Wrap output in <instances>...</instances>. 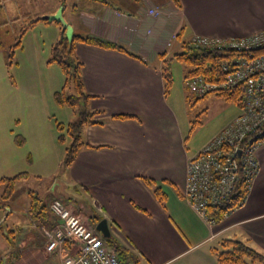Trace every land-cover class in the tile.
Returning <instances> with one entry per match:
<instances>
[{
  "label": "crops",
  "instance_id": "crops-1",
  "mask_svg": "<svg viewBox=\"0 0 264 264\" xmlns=\"http://www.w3.org/2000/svg\"><path fill=\"white\" fill-rule=\"evenodd\" d=\"M82 1V10L74 2L70 12L62 11L72 36H93L114 42L130 54L76 44L75 54L82 64L83 89L92 97L88 109L102 113L93 118L99 124H90L83 129L85 146L79 150L75 161L64 170L61 168L60 180L53 179V184L60 183L59 187L63 189L53 186L50 192L68 194L70 200H75L70 187L77 191L79 188L95 212L94 216L107 221L110 232L107 239L111 240L105 243L115 248L121 261L132 264H219L211 249L218 248L222 240L242 242L264 256V141L256 149L258 173L251 182L244 204L218 222L195 214L183 196L187 162L239 115V108L201 147H192L185 125L170 106L168 94H164L162 61L158 59L160 51L164 50V58L168 59L175 53L172 47H181L194 36L230 40L263 31L264 0H178L182 17L180 37L169 48L164 47L166 38L159 32V27L150 40H145L152 19L140 17L141 0L129 1L136 5L133 10L121 9L108 0ZM167 1L150 0V3L162 5ZM28 2L0 0V52L5 58L22 26L28 22V13H23ZM58 6L61 8L59 3ZM12 40L13 43H8ZM211 100L227 105L219 97ZM120 115L133 118H112ZM18 121L11 119L13 124ZM19 135L25 141L27 153H34L27 150V145H34L38 150L46 142L41 132L40 136L35 132H20ZM47 142L52 145L50 138ZM52 152L41 161L35 162L33 157L26 170L20 172L26 173V177L19 181L34 180L37 185L26 191V205L22 211L26 224L20 230L13 219L5 228L11 247L0 258V264H62V256L73 249L67 243L62 255L60 252L47 253L43 235L32 230L35 226L29 207L33 197L39 196L48 208L53 201H59L53 200L49 204L47 192L41 196L36 189L43 179L56 176L58 161L57 157L51 156ZM15 175H0V180ZM144 179L152 180L160 187L166 195L163 202L156 198ZM19 181L8 195L4 193V184L0 183V205L9 207L11 213L19 208L13 203ZM55 196L51 195V198ZM54 220L53 226L59 224L56 218Z\"/></svg>",
  "mask_w": 264,
  "mask_h": 264
},
{
  "label": "rangeland",
  "instance_id": "rangeland-1",
  "mask_svg": "<svg viewBox=\"0 0 264 264\" xmlns=\"http://www.w3.org/2000/svg\"><path fill=\"white\" fill-rule=\"evenodd\" d=\"M108 1L118 5L121 9L126 7L127 10L129 8L133 10V7L136 6L133 1L129 2L130 0ZM74 2L81 10L83 9L81 0H66L63 8L58 6L57 0H29L23 9V13L27 12L30 17L28 23L38 18L55 21L35 23L23 36L21 48L15 52L10 66L6 65L7 58L3 57L0 52V175L13 176L23 172L26 170V165L31 164L33 157L35 162L41 161L49 152L54 151L51 156L57 157L56 176L43 179L39 183V188L36 189L41 196L47 192L49 204L53 200L63 202L81 217L88 228L93 229L96 225L93 216L96 214L93 213L91 206L89 207V201L79 188L78 191L75 189L76 192L74 188L70 187V194L75 198V200L72 199L73 201L69 199L68 194L63 196L60 192H50L53 186L63 189V187H59L60 183L53 184V181L61 179V164L65 155V147L69 145L68 136L65 135L66 127L78 119L71 107L58 104L54 98L55 92H59L64 84V76L59 65L50 62L51 48L57 41L63 36L68 40L72 37L70 27L64 22L62 11L70 12ZM20 27L21 24L16 29L19 30ZM8 43H13V40ZM172 48L175 53L182 51V47L178 45ZM170 68L172 85L167 95L169 104L177 112L179 120L185 125L191 146L201 147L234 111L237 112V106L232 103L224 105L223 101L211 100L218 98L214 95L197 99L192 92L185 88L184 66L173 60ZM219 99L221 100V98ZM228 105L230 106L228 107ZM12 118L18 119V123L13 124ZM58 124L64 127V143L60 141L61 133L57 129ZM20 132H35L39 136L41 132L46 142L38 150L34 145L32 147L27 145V150L34 152L27 153L24 149L25 141L21 137L22 135H19ZM18 135L20 139L17 138ZM49 138L52 145L47 142ZM33 181H19L16 184L13 194V203L19 206L15 209L16 211L11 213L9 207L2 208L0 205V258L11 247V239L5 230L6 226L13 219L16 220L20 230L26 224L22 211L26 205V191L37 185ZM3 190L4 188H2ZM62 191L64 193L65 190ZM51 195L56 196L53 199ZM82 203L86 206L88 204V206L86 207ZM32 230L41 233V228L35 227Z\"/></svg>",
  "mask_w": 264,
  "mask_h": 264
},
{
  "label": "built area",
  "instance_id": "built-area-1",
  "mask_svg": "<svg viewBox=\"0 0 264 264\" xmlns=\"http://www.w3.org/2000/svg\"><path fill=\"white\" fill-rule=\"evenodd\" d=\"M141 1L140 17L152 19L145 40H150L159 27L166 38L164 47H171L181 29L180 8L171 0L162 5ZM185 45L228 55L221 67L222 80L212 82L201 75L184 78L185 88L197 99L243 90L239 115L187 162L183 196L195 214L211 221L207 218L208 208L226 203L240 176L249 190L258 173L256 149L264 141V30L230 40L194 36ZM49 211L59 224L41 229L45 251L61 253L65 244L73 246L62 256V264H132L121 261L115 248L109 247L100 233L88 228L64 203L53 201Z\"/></svg>",
  "mask_w": 264,
  "mask_h": 264
},
{
  "label": "trees",
  "instance_id": "trees-1",
  "mask_svg": "<svg viewBox=\"0 0 264 264\" xmlns=\"http://www.w3.org/2000/svg\"><path fill=\"white\" fill-rule=\"evenodd\" d=\"M103 1V0H92ZM179 7L178 0H171ZM58 3L63 8L66 0H58ZM25 18V17H24ZM30 17H28V20ZM43 21L44 23H51L55 20L48 21L46 19H37L24 24L19 32L12 47L9 48L7 54L6 65L10 66L14 57V51L21 46V40L25 33L34 26L35 23ZM180 33L177 35V40ZM77 43H85L88 45L100 47L103 49H112L126 54H130L122 45L114 42L102 40L93 36L82 37L80 35H73L70 40L63 36L51 48L50 62H54L61 68L64 76V84L59 92H55L54 98L60 105L69 106L77 115V121L69 123L66 127L65 135L68 136L69 145L65 147V155L61 168L69 167L76 159L79 150L85 146L82 140L83 129L90 124H99L100 122L93 121L94 116L101 114L100 111H90L88 109V102L92 98L87 95L83 89V82L81 78L82 64L75 54V46ZM1 47V42H0ZM182 51L174 53L170 58L165 59V53L158 56L162 61L161 74L164 83V94L167 95L172 85V73L170 69L171 62L176 60L180 62L185 68L184 78L188 76L201 75L206 80L217 82L223 79L224 73L221 69L222 64L227 60L228 55L221 52L199 50L189 48L183 42L181 44ZM135 57V56H133ZM137 58V57H135ZM227 103H232L238 108L241 106L243 99V90L239 88L234 92L221 93L216 95ZM114 119H130L132 116H113ZM197 123V122H195ZM57 129L61 133L60 141L64 143L65 135L63 133L64 127L58 124ZM264 140V137L262 138ZM26 177V173H20L11 178H2L0 183L5 186V195L13 191L14 184ZM145 184L153 190L156 198L163 202L166 195L161 191L156 183L149 179H144ZM248 187L244 179L240 176L236 182L235 190L228 201L217 208H208L207 218L213 222L222 220L227 214L238 208L246 198ZM29 215L36 228H50L53 226L55 220L52 217L48 205L39 196L33 197L30 203ZM94 223L101 220L99 217L93 216ZM36 223V224H35ZM40 230V229H38ZM110 242V239H105ZM212 255L219 264H264V256L251 249L246 244L234 240H222L218 248L211 249Z\"/></svg>",
  "mask_w": 264,
  "mask_h": 264
},
{
  "label": "water",
  "instance_id": "water-1",
  "mask_svg": "<svg viewBox=\"0 0 264 264\" xmlns=\"http://www.w3.org/2000/svg\"><path fill=\"white\" fill-rule=\"evenodd\" d=\"M95 230L98 233H100L102 235V237L105 238V239H107V238L110 237V232H109L108 224H107V221L105 219H101L100 221H98L96 223Z\"/></svg>",
  "mask_w": 264,
  "mask_h": 264
}]
</instances>
